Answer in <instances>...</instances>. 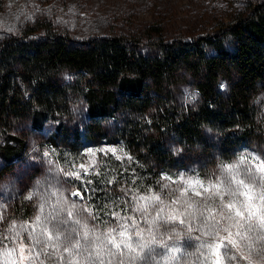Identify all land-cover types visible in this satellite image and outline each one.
<instances>
[{
    "label": "rangeland",
    "instance_id": "rangeland-1",
    "mask_svg": "<svg viewBox=\"0 0 264 264\" xmlns=\"http://www.w3.org/2000/svg\"><path fill=\"white\" fill-rule=\"evenodd\" d=\"M255 1L259 0H3L0 39L20 35L27 26L38 22L49 23L52 30L69 35L73 41L120 35L135 43L143 55H158L164 43L206 36L215 27L242 15L248 3ZM43 34L44 30L39 29L33 36L39 38ZM222 44L232 49L233 39L227 35L222 38ZM206 51L213 53L214 50L206 47ZM74 76L75 72L62 70L58 79L73 81ZM192 81L193 77L185 73L184 80L171 87L172 97L178 104L191 105L198 100ZM220 84V87L226 85L224 81ZM255 102L264 131V91L257 92ZM71 111V116L63 117L62 125L70 133L85 132L89 119L82 96L72 104ZM114 115L100 118L103 134L96 140L85 134L81 137L82 144L76 154L67 153L62 140L58 139L57 146L49 140L55 119L33 128L29 118H25L11 129L22 136L25 149L14 158L10 170L0 177V264L18 260L21 241L31 245L26 237L29 231L40 230L43 221H37L38 216L47 217L59 207L64 209L62 215L67 218L73 204L77 210L84 209L80 215L89 228L95 227L97 234L104 233L106 239L117 245L122 240L127 243L114 249L112 257L105 252L106 264H229L222 251L228 232L222 231L215 239L219 247L204 244L209 238L207 233L212 231L206 221L217 217L216 210L221 204L220 197L213 195L216 191L213 184L216 178L225 175V166L242 167L241 158L264 156L262 133L260 139L239 141L228 147L219 132L205 129L211 144L207 149H187L170 139L167 143L173 160L159 169L156 181L142 189L124 185L126 200L110 205L107 219L101 223L89 215L94 212L78 186L83 187L86 175L98 171L100 155L129 157L123 141L111 140L119 139L116 129L122 118L120 111ZM58 147L65 150L62 156ZM76 191H80L81 196H73ZM197 192L200 195H196ZM21 199L28 201L31 207L30 215L25 218L17 217L11 209L13 203ZM228 223L225 221V226ZM114 228L117 231L111 232ZM230 231L235 233L236 228ZM45 232L50 234V228ZM135 232L140 235H134ZM233 239L240 243L235 236ZM244 244L251 246L250 251L241 244L247 260L239 259L240 253L229 245L232 247L231 264H264V256L257 254L264 249V240H245ZM55 255L60 257L58 264H63L62 257L67 254L61 249ZM72 264H81L80 259L73 256Z\"/></svg>",
    "mask_w": 264,
    "mask_h": 264
},
{
    "label": "trees",
    "instance_id": "trees-1",
    "mask_svg": "<svg viewBox=\"0 0 264 264\" xmlns=\"http://www.w3.org/2000/svg\"><path fill=\"white\" fill-rule=\"evenodd\" d=\"M39 29L44 34L36 38ZM227 35L232 49L222 44ZM62 70L75 72L74 80L60 81ZM185 73L193 77L198 93L191 105L178 104L171 93ZM222 81L226 85L220 87ZM259 91H264V0L249 2L242 15L206 36L164 43L161 54L151 56L120 35L73 41L38 22L20 35L0 39V177L25 149L22 136L11 132L23 119L29 118L33 128L55 119L49 140L56 146L62 140L66 152L76 154L84 134L95 140L103 134L100 118L120 111L119 139L111 140L123 141L129 157L100 155L98 171L78 186L97 221L104 223L108 207L126 200L124 185L148 187L173 160L170 139L187 149H207L211 144L205 129L219 132L228 147L260 139V133L263 138L255 102ZM80 96L86 103L87 129L70 133L62 119L71 116ZM58 150L60 156L65 152ZM11 209L20 218L31 213L24 199Z\"/></svg>",
    "mask_w": 264,
    "mask_h": 264
},
{
    "label": "snow or ice",
    "instance_id": "snow-or-ice-1",
    "mask_svg": "<svg viewBox=\"0 0 264 264\" xmlns=\"http://www.w3.org/2000/svg\"><path fill=\"white\" fill-rule=\"evenodd\" d=\"M240 163L243 164L242 167L225 166V175L216 178L213 184L216 191L213 195H218L221 200L220 207L216 210L218 218L214 217L212 221H206L212 231L207 233L209 238L204 241V244L210 248L219 247L215 244V239L219 238L222 231L228 232L225 238L227 243L223 245L222 251L229 264L232 259V247L240 253L239 259L247 260L248 257L243 255L241 244L251 251V246L244 244L245 240H264V156L258 154L244 157L241 158ZM208 191L209 189L206 188L205 192ZM195 194L200 195L199 192ZM72 195L81 196V193L76 191ZM63 211V208L58 207L47 217L38 216L37 221H43L40 224V230L37 232L33 229L28 232L26 239L31 241V245L27 246L21 241L19 258L11 261L10 264H44L45 261L47 264H58L60 257L55 254L61 249L62 253L67 254L62 257L63 264H72L73 256L78 257L81 264L85 262L86 264H106L105 252L108 257H112L115 255L114 249L127 246L123 240L120 245H117L114 241L106 239L104 233L97 234L95 227L89 228L80 215L84 209L77 210L73 204L72 209L67 211V218L62 215ZM89 215L92 219H97L92 213ZM113 215L116 216L118 213ZM225 221L230 223L225 226ZM145 222L150 223L147 219ZM133 223L135 224V221ZM232 227L236 228L235 233L230 231ZM47 228H50V234L45 232ZM81 229L84 231L81 232ZM110 231L115 232L117 229ZM45 235L47 239H44ZM123 235L121 231L120 236L123 237ZM134 235H140V232H135ZM233 236L240 243H237ZM257 254L264 256V249Z\"/></svg>",
    "mask_w": 264,
    "mask_h": 264
}]
</instances>
